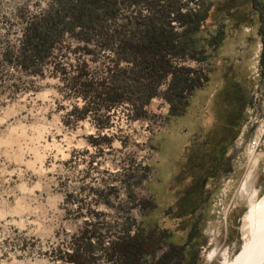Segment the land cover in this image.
Returning a JSON list of instances; mask_svg holds the SVG:
<instances>
[{"label": "rangeland", "instance_id": "rangeland-1", "mask_svg": "<svg viewBox=\"0 0 264 264\" xmlns=\"http://www.w3.org/2000/svg\"><path fill=\"white\" fill-rule=\"evenodd\" d=\"M113 1L106 27H89L72 11L80 0H0V264H229L264 191V149L249 151L264 116V0H176L209 12L189 30L197 46L224 34L207 60L173 56L179 70L161 79L118 39L134 19L135 43L142 18L168 17V0ZM43 26L48 40L30 56ZM185 75L201 78L180 99ZM239 89L246 104L223 165L199 208L178 217L187 148L221 125L216 105ZM135 235L145 244L134 254Z\"/></svg>", "mask_w": 264, "mask_h": 264}, {"label": "trees", "instance_id": "trees-1", "mask_svg": "<svg viewBox=\"0 0 264 264\" xmlns=\"http://www.w3.org/2000/svg\"><path fill=\"white\" fill-rule=\"evenodd\" d=\"M128 1L135 2V0ZM252 1L254 2V0H251L250 6H252ZM114 4L115 1L113 0H80L72 11L78 17L77 23L81 26L106 27L104 20L106 19V15H104L105 12L103 11H107L108 15L113 16ZM159 6L167 8L166 11L168 12L161 14L168 17L159 19L153 16H146L142 18L140 20V24H142L140 28L142 33L141 38L137 39L135 43H133V19L127 33H124L118 39V46L121 48L122 54L124 53L125 59L132 60L133 55L139 54L141 60L161 79L164 75L170 72L175 74L179 70L171 64L173 56L179 58L190 57L196 59V61L207 60V55L212 56L215 51L221 35L224 34V30L219 31L216 29L209 32V35L201 42V45L197 46L195 38L189 35V30L195 31L199 29L202 20L209 14L208 10L202 14L201 10L197 8L185 7L184 9V6L177 4L176 0H168L165 4L163 3ZM169 8L171 10H168ZM173 9L175 12L170 16V12ZM219 10L227 14L233 11V7L230 6L229 2H226ZM232 20L237 21L239 18L232 14ZM259 20L261 24L262 19L260 15ZM138 25L135 24V28ZM176 26L182 27V30L177 31ZM259 32L262 34L261 27ZM48 36L46 26H43L40 31L34 32L27 42L30 56L37 57L40 55V49L46 44ZM261 61L263 64L264 43ZM200 78L201 75L195 77L183 76L182 80L189 82L186 84L183 82L178 87L180 99L183 98L181 92L191 89L193 83ZM225 86L228 88V85L225 84ZM234 93L235 95L231 100L225 99V102L219 103V106L216 105L218 108V110L216 109V113L219 114L220 119H223L221 125L211 127L201 142L197 145L193 143L187 148L186 161L182 172L188 174L190 183L189 188L176 200V214L178 217L190 213L193 214L199 208V205L202 203V193L207 180L216 176L219 168L223 165L226 148L235 137V127L239 125L241 110L244 104H246L242 89H239V94L237 92ZM196 150L201 151L199 152L200 154H197ZM144 244V240L135 235L127 237L125 247L127 251L135 254L144 251ZM122 248L124 250V243Z\"/></svg>", "mask_w": 264, "mask_h": 264}, {"label": "bare ground", "instance_id": "bare-ground-1", "mask_svg": "<svg viewBox=\"0 0 264 264\" xmlns=\"http://www.w3.org/2000/svg\"><path fill=\"white\" fill-rule=\"evenodd\" d=\"M252 148L249 150L251 155ZM240 237V252L233 255L229 264H264V191L243 212Z\"/></svg>", "mask_w": 264, "mask_h": 264}, {"label": "built area", "instance_id": "built-area-1", "mask_svg": "<svg viewBox=\"0 0 264 264\" xmlns=\"http://www.w3.org/2000/svg\"><path fill=\"white\" fill-rule=\"evenodd\" d=\"M257 126H255V134L250 141V148L252 151H261L264 149V116L261 119L256 120ZM249 148V150H250Z\"/></svg>", "mask_w": 264, "mask_h": 264}]
</instances>
